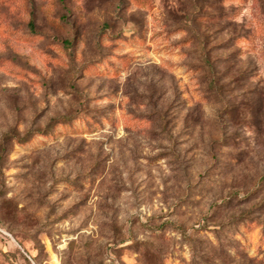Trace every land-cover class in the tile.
I'll return each mask as SVG.
<instances>
[{
  "label": "rangeland",
  "instance_id": "rangeland-1",
  "mask_svg": "<svg viewBox=\"0 0 264 264\" xmlns=\"http://www.w3.org/2000/svg\"><path fill=\"white\" fill-rule=\"evenodd\" d=\"M264 0H0V264H264Z\"/></svg>",
  "mask_w": 264,
  "mask_h": 264
},
{
  "label": "trees",
  "instance_id": "trees-1",
  "mask_svg": "<svg viewBox=\"0 0 264 264\" xmlns=\"http://www.w3.org/2000/svg\"><path fill=\"white\" fill-rule=\"evenodd\" d=\"M263 180H264V175H262V176L259 177L258 182L261 183ZM0 229L3 230L1 224H0Z\"/></svg>",
  "mask_w": 264,
  "mask_h": 264
},
{
  "label": "built area",
  "instance_id": "built-area-1",
  "mask_svg": "<svg viewBox=\"0 0 264 264\" xmlns=\"http://www.w3.org/2000/svg\"><path fill=\"white\" fill-rule=\"evenodd\" d=\"M0 232L4 233L2 229H0Z\"/></svg>",
  "mask_w": 264,
  "mask_h": 264
}]
</instances>
